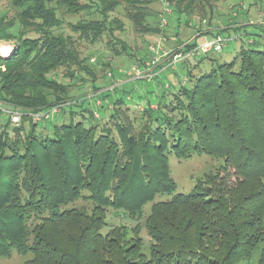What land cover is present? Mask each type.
<instances>
[{
  "label": "trees",
  "instance_id": "16d2710c",
  "mask_svg": "<svg viewBox=\"0 0 264 264\" xmlns=\"http://www.w3.org/2000/svg\"><path fill=\"white\" fill-rule=\"evenodd\" d=\"M82 1L12 0L15 17H0V41L17 43L0 57V103L29 115L71 105L63 109L69 117L40 121L44 135L31 115L13 129L0 126V264L15 253L23 264H264V52L241 48L230 63L204 55L193 66L198 56L187 58L183 70L160 75L173 71L186 83L163 84L141 113L130 108V92H102V118L109 115L102 126L104 118L51 76L64 69L78 80L85 73L98 89L79 42L106 40L115 54L128 52L118 36L123 22L110 18L120 1ZM163 1L178 19L196 4ZM126 3L134 27L149 32L148 2ZM84 13L91 18L67 21ZM74 106L82 109L79 119ZM203 155L224 164L207 186L179 193L171 158ZM111 215L144 220L148 243L139 223L113 225Z\"/></svg>",
  "mask_w": 264,
  "mask_h": 264
},
{
  "label": "rangeland",
  "instance_id": "374dc122",
  "mask_svg": "<svg viewBox=\"0 0 264 264\" xmlns=\"http://www.w3.org/2000/svg\"><path fill=\"white\" fill-rule=\"evenodd\" d=\"M120 6L110 14V18H115L123 22L125 30L121 34H117L121 40H123L127 47L128 52L121 50V47H117L121 50L122 54L117 55L111 49L110 46L106 44V40L98 42L96 44H90L86 42H79V51L81 58H85L86 62L84 65L91 70H94L96 75L95 89L94 83L88 78L84 73L80 75V79L71 80L65 77L67 73L64 69H58L56 73H52V77H56L63 84L69 86V95L72 96L73 100H83L85 101V106L92 109L94 116L101 121L102 126L108 119V113L103 116L105 109H102L103 105L106 104L99 99L102 92L113 91V96H118L123 94L125 91L130 92L128 95L126 93L127 100L130 101V108L136 110V112H142V104L150 99L154 100L157 93L162 91L163 84L165 80L160 77L161 73L158 75L159 79H143L137 80L135 78H128L127 74L129 72L134 74V67H142L146 62L150 60V47L159 45L164 51L170 54H177L187 50L189 45L196 43V47L201 43H205L208 40L218 37H224L226 39L225 44L221 52L212 51L207 53L208 59L219 60L222 63H230L240 52L241 48L244 49H255L264 52V0H196L194 12L191 16L179 17L173 12V8L170 5H166L163 0H145L148 4L144 5V12L147 14V19L145 24L150 28L149 32H139L134 24L128 19L126 14L127 0H119ZM82 3H86L83 0ZM169 5V4H168ZM147 10V11H146ZM170 11V13H168ZM16 14L15 9L12 6V0H0V17L6 16L7 18H14ZM81 16V17H80ZM80 16L68 17L67 21L70 23H75L81 18H91L87 16L86 13ZM96 17V16H95ZM80 18V19H79ZM166 21V25H163V21ZM159 29L160 32L157 30ZM240 31H237V30ZM66 33L72 35L73 37H78L68 24H65ZM236 30V31H235ZM158 31V32H157ZM79 41V39H77ZM255 41V44L252 43ZM17 43L15 41H0V57H8L16 49ZM131 54L129 56L128 54ZM195 60L191 62V66L198 63L201 56L195 55ZM167 57H162L159 59V65L156 66L154 72L163 70L165 64L167 63ZM208 59L204 60L202 70H209L210 62ZM181 63V62H180ZM178 65L173 71L179 72V69L183 67L181 64ZM201 63V62H200ZM103 64H110L112 70L106 69ZM180 65V66H179ZM184 68H182L183 70ZM113 71L116 76L109 77L108 74ZM173 71H167V82L170 84L178 85V81L181 79L174 78ZM199 71V69H198ZM198 71L196 73H198ZM164 71H162L163 74ZM157 79V80H156ZM182 83H186L185 77L182 79ZM159 81V82H158ZM100 90V91H98ZM148 91H153L152 95ZM87 100V101H86ZM91 100V104L89 102ZM80 104V101L78 102ZM72 105H75L73 103ZM71 105H59L53 109L47 111L50 116V120L53 123L62 118H67L69 115L64 113L63 109H68ZM108 106V105H107ZM140 106V107H139ZM65 107V108H64ZM75 107V106H74ZM157 108V105L152 107ZM65 109V110H66ZM76 118L79 119V115L82 109L79 107L74 108ZM103 110V111H102ZM102 113H101V112ZM0 126L1 128L13 129L22 124L15 125L11 118H9L4 112H0ZM33 113V120L35 119ZM85 118H89L88 113H84ZM139 113H137L138 115ZM30 116V115H29ZM10 123V124H9ZM43 122H39L37 127L38 133L43 135L47 133V128ZM95 123V121H93ZM110 126L111 124H107ZM105 126V125H104ZM24 128L26 134L30 129L31 125L29 122L24 123ZM113 128V126H112ZM171 172L172 178L177 184L179 193H189L194 187L202 182L205 185V180L208 176L215 174L219 168L224 164L223 161L209 156H193L189 160H177L175 157L171 158ZM166 199L167 197H158L157 199ZM168 199V198H167ZM151 204H148L144 211L147 214L150 209ZM109 221L113 225H120L122 223H127L130 226H135L137 223L140 224L142 229V237L145 242L148 243L147 232L144 227V220L140 221H130L124 218H116L111 215ZM24 257L13 255L11 259L5 260L4 264H23L25 262Z\"/></svg>",
  "mask_w": 264,
  "mask_h": 264
},
{
  "label": "built area",
  "instance_id": "2783aa9c",
  "mask_svg": "<svg viewBox=\"0 0 264 264\" xmlns=\"http://www.w3.org/2000/svg\"><path fill=\"white\" fill-rule=\"evenodd\" d=\"M166 5L169 7V5L166 3ZM170 13V11H168ZM163 25H166V21H163ZM226 39L224 37H216L211 40L206 41L205 43H201L199 46L195 47L191 52L187 53H177V54H170L164 51L159 45L151 46L150 47V60L145 63L143 67H134V74L129 72L127 74L128 78H135L137 80H145V79H153L157 77L162 71L165 70H174L177 67V64L184 61L187 58H190L194 55H205L207 53H210L212 51L221 52L223 49V46L225 44ZM162 57H167L168 61L165 64L163 70L154 72V69L157 65H159V59ZM109 77H112V73L108 74ZM0 112H4L9 118H11L12 122L15 125H19V123L22 121V118L25 114L20 109H14L12 107H7L4 104L0 103ZM33 116V114H30ZM34 121L40 122L43 120H48L50 118L49 113H37L34 114Z\"/></svg>",
  "mask_w": 264,
  "mask_h": 264
},
{
  "label": "crops",
  "instance_id": "0c3cea01",
  "mask_svg": "<svg viewBox=\"0 0 264 264\" xmlns=\"http://www.w3.org/2000/svg\"><path fill=\"white\" fill-rule=\"evenodd\" d=\"M161 75H162V74H161ZM161 77H162V79H163V80H165V81H166L165 83H167V80H168V79H167V76H166V74H164V75H163V76H161ZM167 84H168V83H167Z\"/></svg>",
  "mask_w": 264,
  "mask_h": 264
}]
</instances>
